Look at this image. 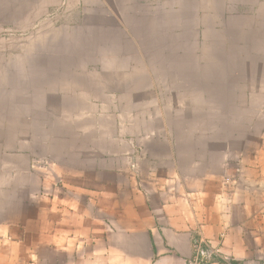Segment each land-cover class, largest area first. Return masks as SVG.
Returning <instances> with one entry per match:
<instances>
[{
    "label": "crops",
    "instance_id": "1",
    "mask_svg": "<svg viewBox=\"0 0 264 264\" xmlns=\"http://www.w3.org/2000/svg\"><path fill=\"white\" fill-rule=\"evenodd\" d=\"M262 96L264 0H0V264H264Z\"/></svg>",
    "mask_w": 264,
    "mask_h": 264
},
{
    "label": "rangeland",
    "instance_id": "2",
    "mask_svg": "<svg viewBox=\"0 0 264 264\" xmlns=\"http://www.w3.org/2000/svg\"><path fill=\"white\" fill-rule=\"evenodd\" d=\"M262 100L264 101V96H262ZM250 125H253V124H246V123L231 124L230 131L231 132L232 131L233 132H237L238 134L241 133V134H243L245 136V135H247V132L249 130V126ZM251 132H252V135L250 137H248L245 140L244 143L246 145H251L253 147V145H255V144L258 143L260 134L261 133H264V117L261 119V121H258L255 124V127L254 128L253 127L251 128ZM240 139L237 138V141H235L236 144L232 145L231 147H234V148L241 147L242 146L243 139L242 140H240Z\"/></svg>",
    "mask_w": 264,
    "mask_h": 264
},
{
    "label": "built area",
    "instance_id": "3",
    "mask_svg": "<svg viewBox=\"0 0 264 264\" xmlns=\"http://www.w3.org/2000/svg\"><path fill=\"white\" fill-rule=\"evenodd\" d=\"M216 252H219V250H217ZM206 257H207L206 251L203 250L202 248H198V252L195 255V257L192 258L191 260H189L187 264H219V263L210 262V261L206 260ZM224 263L225 264H237L230 257L224 258Z\"/></svg>",
    "mask_w": 264,
    "mask_h": 264
}]
</instances>
